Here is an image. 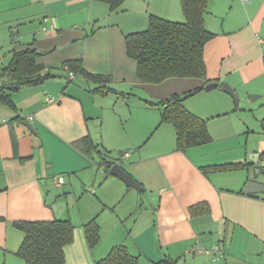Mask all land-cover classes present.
<instances>
[{"label": "crops", "instance_id": "crops-1", "mask_svg": "<svg viewBox=\"0 0 264 264\" xmlns=\"http://www.w3.org/2000/svg\"><path fill=\"white\" fill-rule=\"evenodd\" d=\"M151 15L185 21L180 0H124L115 11L102 0H0V72L14 51L28 47L51 74L13 93L14 108L0 102V264H27L18 253L24 239L18 222L55 219L74 225L67 264L68 252L70 264L87 261L79 248L89 245L85 225L93 220L100 239L91 247V264L116 245L138 264L166 257L178 264H264V189L244 191L264 151L228 145L236 127L219 122L232 111L224 83L239 94L264 96V0H210L205 27L215 36L204 49L206 75L159 83L138 77L125 43L127 34L147 29ZM75 61L106 79L94 81L64 65ZM197 89L184 104L206 120L211 139L180 150L158 102ZM84 137L95 145L89 153L75 145ZM115 162L143 190L111 174L108 165ZM61 176L65 181L55 184ZM79 181L91 203L74 213L81 202L71 209L69 195L77 194L68 184ZM199 203L206 205L191 215ZM216 245L214 260L205 249Z\"/></svg>", "mask_w": 264, "mask_h": 264}, {"label": "trees", "instance_id": "trees-1", "mask_svg": "<svg viewBox=\"0 0 264 264\" xmlns=\"http://www.w3.org/2000/svg\"><path fill=\"white\" fill-rule=\"evenodd\" d=\"M109 3L111 10H117L124 0H102ZM185 21H172L151 15L147 29L125 36L127 53L137 61V75L146 83H159L169 77H202L207 67L204 60L206 43L215 34L205 27V13L210 0H180ZM34 48L14 51L10 62L0 72V102L15 107L12 94L25 86H34L51 77L43 72L37 63ZM74 73H82L94 81H103L104 76L86 72L80 61L64 64ZM63 65V66H64ZM102 93H106L99 89ZM174 94L160 100L163 107L162 121L172 123L177 132V148L184 150L211 139L205 119L188 110L184 98L198 92ZM82 151L89 153L95 145L90 137L75 142ZM114 163L108 165V169ZM242 165L224 164L219 169H235ZM207 171L206 168L203 169ZM205 203L190 207L191 215L202 211ZM17 226L23 230L24 239L19 254L27 264H66L65 246L74 240V225L70 220L23 221ZM85 233L90 247L100 239L99 226L95 220L85 225ZM139 258L129 252L124 245L114 246L110 252L95 264H138ZM153 264H178V260L166 257Z\"/></svg>", "mask_w": 264, "mask_h": 264}, {"label": "rangeland", "instance_id": "rangeland-1", "mask_svg": "<svg viewBox=\"0 0 264 264\" xmlns=\"http://www.w3.org/2000/svg\"><path fill=\"white\" fill-rule=\"evenodd\" d=\"M5 63H7V61ZM0 65L2 64L0 63ZM216 92H221V91H216ZM236 93L239 101L238 104L236 103L234 97L231 94L223 93L226 94L228 98H230L232 102L231 103L232 111L228 115H226L223 119H221V121L219 122L226 124V126L233 125L234 127H236V133H237L232 141H228V145L229 144L230 145L233 144V146L238 145L243 149H246L248 147V149H256L262 153L264 151V96L259 98H253L251 94H245V92L244 93L241 92L239 94L236 91ZM118 154L119 152H117V155ZM248 156L251 158V154H248ZM262 174L264 175V173ZM72 188L76 190L77 195L76 197L72 194L69 195L70 206H72L71 209L74 208L73 204L75 202H78V200L81 202L80 203L81 205L79 204L76 205L77 209L74 208L73 211L71 212L77 213L79 211V208H82L81 210L83 213L84 207L89 203H91V201L87 199L88 195H86V193L83 191L84 189L83 184L80 181L74 183L73 187H71L68 184V189H72ZM127 200L125 202H127ZM125 206L129 207V205L125 203V205L119 206L118 210H122V208L123 207L125 208ZM89 208H91V205H89ZM86 211L84 212V214L87 213ZM83 246H80L81 248H79V252H82L83 254L85 253L87 255V261H83V263L84 264L93 263L91 262L92 254H94L93 249H91L89 245H87L86 247L85 245ZM76 252L77 251L75 250L74 253ZM72 255H74L73 252H71V254L70 252H68V264L72 263L73 261ZM209 264H213V263H209Z\"/></svg>", "mask_w": 264, "mask_h": 264}, {"label": "water", "instance_id": "water-1", "mask_svg": "<svg viewBox=\"0 0 264 264\" xmlns=\"http://www.w3.org/2000/svg\"><path fill=\"white\" fill-rule=\"evenodd\" d=\"M210 86H206V88H209ZM222 89L231 94L236 103H238V96L236 91L227 83H224L222 86ZM23 124L25 126H27V128H29L31 131L35 132V128L32 125V123L28 120L24 121ZM109 172L113 175L118 176L119 178H121L128 186H132L138 190H143L142 186L139 184V182H137L135 180V178H133V176L131 174H129L122 166L120 163L115 162L109 169ZM262 173H264V166L263 165H259L258 161H255V166H254V175H253V179L250 180L246 187L244 188L245 192H258L264 189V183L258 181V177L263 175Z\"/></svg>", "mask_w": 264, "mask_h": 264}, {"label": "built area", "instance_id": "built-area-1", "mask_svg": "<svg viewBox=\"0 0 264 264\" xmlns=\"http://www.w3.org/2000/svg\"><path fill=\"white\" fill-rule=\"evenodd\" d=\"M244 1H247V0H244ZM48 21V19L47 18H45L44 19V22L46 23ZM51 27H53V25L51 26ZM43 29L44 30H46L47 29V26L46 25H44L43 26ZM34 114H30V115H28L27 116V119L28 120H34ZM263 166H264V162H263ZM65 181V179H64V177H58V178H55L54 180H53V182L55 183V184H62L63 182ZM205 251L207 252V253H213L214 255H213V258H214V260H217L218 258H219V253H220V247H219V245H216L215 247H214V249H212V248H206L205 249Z\"/></svg>", "mask_w": 264, "mask_h": 264}]
</instances>
